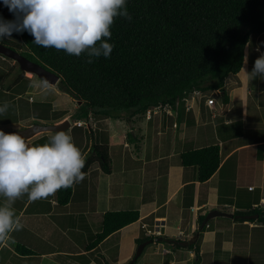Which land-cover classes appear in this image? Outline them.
<instances>
[{"label": "crops", "instance_id": "obj_1", "mask_svg": "<svg viewBox=\"0 0 264 264\" xmlns=\"http://www.w3.org/2000/svg\"><path fill=\"white\" fill-rule=\"evenodd\" d=\"M261 37L249 56L246 48L249 68L244 63L238 75L227 79L228 101L219 110L181 101L175 111L166 108L150 119L126 113L117 119L94 118L92 111L82 119L81 102L54 85V94L42 98L31 86L37 78L22 74L1 55L0 96L12 98L8 112L0 115V129L19 131L35 121L60 124L69 120L71 105L77 102L73 115L86 125L72 130L71 125L68 132L87 130L91 138L72 135L80 149L85 145L84 156L94 145L106 146L111 171L93 164L65 206L58 204L57 191L36 201L22 200L23 228L0 246V264H127L134 259L136 264H264V224L255 216L235 218L251 216L257 205L264 207V76L247 75L264 49ZM51 104L70 110L48 123L40 109ZM177 117L182 118L179 124ZM53 134L36 136L33 143H45ZM214 145L220 147V167L201 182L198 168L184 166L180 156ZM128 210L139 211V221L89 250L104 214ZM199 238L197 256L192 245ZM164 249L170 252L164 254Z\"/></svg>", "mask_w": 264, "mask_h": 264}, {"label": "trees", "instance_id": "obj_2", "mask_svg": "<svg viewBox=\"0 0 264 264\" xmlns=\"http://www.w3.org/2000/svg\"><path fill=\"white\" fill-rule=\"evenodd\" d=\"M127 7L132 20L115 19L111 56L94 58L91 64L86 62V54L77 57L38 46L27 32L19 34L21 48L7 40L3 43L16 51L25 48L37 63L57 74L59 89L81 102L80 118L92 111L117 119L123 113L145 116L159 106L175 109L196 92L220 91L222 101L227 102V79L242 71L252 39L264 36V0H128ZM16 67L24 74L18 64ZM180 157L184 166L198 168L201 182L208 181L221 164L218 145L186 151ZM85 159L86 174L96 162L105 173L111 171L106 146L94 145ZM73 188L56 192L59 205L70 202ZM255 209L259 210L251 216L235 214V218L255 216L264 224V207ZM139 219L137 210L107 212L88 249ZM199 240L192 245L197 256ZM18 250L33 254L25 247ZM136 263L134 259L127 264Z\"/></svg>", "mask_w": 264, "mask_h": 264}, {"label": "clouds", "instance_id": "obj_3", "mask_svg": "<svg viewBox=\"0 0 264 264\" xmlns=\"http://www.w3.org/2000/svg\"><path fill=\"white\" fill-rule=\"evenodd\" d=\"M2 3L14 19L6 20L0 15V41L12 39L14 33L27 32L38 46L77 57L86 54L89 64L94 58L111 56L115 48L110 42L115 19L132 20L128 0H2ZM244 59L246 63L247 55ZM247 75L264 76V53ZM31 86L42 98L54 93L53 84L45 78L33 80ZM10 107L7 101L0 103V115ZM85 165V156L68 131H56L47 142L35 144L19 132L0 129V246L8 245L11 234L23 228L14 208L18 198L26 194L29 200L36 201L61 188L72 187L85 179Z\"/></svg>", "mask_w": 264, "mask_h": 264}, {"label": "rangeland", "instance_id": "obj_4", "mask_svg": "<svg viewBox=\"0 0 264 264\" xmlns=\"http://www.w3.org/2000/svg\"><path fill=\"white\" fill-rule=\"evenodd\" d=\"M0 15H2L6 20H12V19H14V16H13V14L11 13V12H9V10H8V8L7 7H5L4 5H3V3H2V0H0ZM259 38V37H258ZM264 39V36L263 37H261L260 38V41H262ZM5 40H7L8 42H11V43H14L16 46H18L19 48H21V46H22V42H21V39H20V35L18 34V33H14L13 34V38L12 39H5ZM4 41V40H3ZM3 41H0V42H3ZM258 40H257V38H253L252 39V41H251V44L249 45V47H248V51H247V55L249 56L250 55V53L252 52V50H253V45L255 44V42H257ZM256 45V44H255ZM20 52L24 55V56H28L27 58L29 59V60H31V61H34V62H36V61H38L29 51H27L25 48H22L21 50H20ZM261 53H264V49H263V51H261ZM0 56H1V54H0ZM7 63H15L13 60H10V59H7ZM37 63V62H36ZM9 65V64H8ZM247 68H249V64H248V61L245 63V69H247ZM19 71V70H18ZM28 74V73H27ZM31 77H34V75L31 73ZM57 89L59 88L58 87V85H54ZM60 90V89H59ZM54 94V93H53ZM222 92H219V91H214V92H211V93H207V94H197V95H195V97L194 98H188L189 99V102L193 105V106H195L196 104H195V102H197L198 103V101H199V104L198 105H200V106H206V101L208 100V99H212V101H213V104L211 105V106H209L208 108H211V109H213V110H215V109H218L219 110V108H220V105L223 103V101H222ZM12 97H11V94L10 95H3V96H0V99H3L4 101H7V102H9L10 103V99H11ZM258 99H259V96H258ZM191 100V101H190ZM4 101H1L0 100V103H3ZM21 101V100H20ZM22 102V101H21ZM202 104V105H201ZM11 105V104H10ZM78 104H77V102H73L72 103V105H71V109H72V111H69V112H73L71 115H70V117H69V120H67V121H69V123L72 125V128H71V130L74 128V126H77L76 125V123H77V121L78 120H80L79 119V117L78 116H75V115H73L74 114V112H76V110H74V108L77 106ZM197 106V105H196ZM200 106H198V107H200ZM36 107L37 106H35L33 109H34V111L36 110ZM41 112H40V115L41 116H43V118L45 119V121L46 122H52V120H56V119H59L60 118V116L62 115V113H63V110H70V106H69V108L68 109H60V108H55L52 104L51 105H43V106H41ZM219 111H217V113H218ZM39 115V114H38ZM38 115H36V116H38ZM126 115H128V114H126ZM97 117H101V118H103L102 116H94V118H97ZM142 117V116H141ZM177 119H178V124H179V122H180V120L182 119L181 117H177ZM172 122V121H171ZM43 122H40V121H35V124H39V125H43L42 124ZM34 124V125H35ZM173 127H174V125H173ZM70 130V133H71V135H76V133H77V135L80 137V138H82L83 137V135L81 134V133H84V136H86V137H90V136H88L87 135V130L84 128V129H80V128H76L73 132ZM91 138V137H90ZM89 140H91V139H89ZM86 144H87V141H86ZM80 147V146H79ZM82 149H81V151L83 152V150H84V148H85V145L83 144L82 145ZM0 199H2V198H0ZM28 199V197H27V195L25 194L24 196H22V197H20V198H18L16 201H15V204H14V208H15V210H16V212H17V214L19 215L20 214V210H21V208L23 207V205H24V201L25 200H27ZM22 200H24L23 202H22ZM155 249H156V247H154ZM122 253H120L119 255H121ZM112 264H114V263H112Z\"/></svg>", "mask_w": 264, "mask_h": 264}, {"label": "water", "instance_id": "obj_5", "mask_svg": "<svg viewBox=\"0 0 264 264\" xmlns=\"http://www.w3.org/2000/svg\"><path fill=\"white\" fill-rule=\"evenodd\" d=\"M0 54L6 58L14 60L20 66V69L23 72L32 73L33 75L37 76L39 79L45 78L48 81H50L53 85H58L60 82V77L57 74L46 69L40 63H36L34 61L29 60L21 52L12 49L11 47L5 45L2 42H0ZM70 127L71 124L69 123V121H64L60 124H54V125L35 124L31 127L13 132H19V134H21L25 138L32 139L36 136L45 133H55L56 131H60V130L68 131ZM145 246L146 243L140 245L137 251V256L142 254V251L145 248Z\"/></svg>", "mask_w": 264, "mask_h": 264}, {"label": "built area", "instance_id": "obj_6", "mask_svg": "<svg viewBox=\"0 0 264 264\" xmlns=\"http://www.w3.org/2000/svg\"><path fill=\"white\" fill-rule=\"evenodd\" d=\"M197 94H201V95H202V93L196 92V93L191 94V95H189V96H190V98H191V97L194 98L195 95H197ZM182 101H185V102L187 103V102L189 101V99H188L187 97H185ZM212 104H213L212 99H208V100L206 101V105H207V106H211ZM166 108H169L170 110L175 111V110H174L172 107H170V106H165V107L159 106V107H157V108H154V109H150V110H148L147 113H146V116H147L148 119H150L151 116H152L153 114H157V113L160 112V111L167 110ZM176 108H177V106H176ZM191 108H192L191 106L187 105V109H188V110H190ZM90 121H92V119H90ZM76 125H77V126H84V125H86V123H85L84 121H78ZM174 127H177V125L174 124ZM262 206H263V205H262ZM259 207H260V206H258V205L255 206V208H259ZM159 234H160V233H159ZM162 252H163L164 254H166V253H169L170 251H169L168 249H164Z\"/></svg>", "mask_w": 264, "mask_h": 264}, {"label": "flooded vegetation", "instance_id": "obj_7", "mask_svg": "<svg viewBox=\"0 0 264 264\" xmlns=\"http://www.w3.org/2000/svg\"><path fill=\"white\" fill-rule=\"evenodd\" d=\"M3 43V42H2ZM5 44V43H4ZM6 45V44H5ZM8 46V45H7ZM20 52V51H19ZM7 59V58H6ZM9 59V58H8ZM11 60V59H10ZM14 61V60H13ZM16 63V62H15ZM15 66H17V63L15 64ZM24 73H27V72H24ZM34 77H36L35 75H34Z\"/></svg>", "mask_w": 264, "mask_h": 264}, {"label": "bare ground", "instance_id": "obj_8", "mask_svg": "<svg viewBox=\"0 0 264 264\" xmlns=\"http://www.w3.org/2000/svg\"><path fill=\"white\" fill-rule=\"evenodd\" d=\"M28 75H30V76H31V73H28Z\"/></svg>", "mask_w": 264, "mask_h": 264}]
</instances>
